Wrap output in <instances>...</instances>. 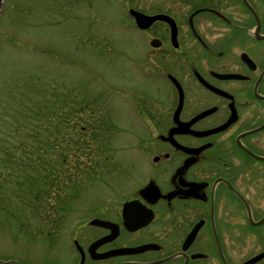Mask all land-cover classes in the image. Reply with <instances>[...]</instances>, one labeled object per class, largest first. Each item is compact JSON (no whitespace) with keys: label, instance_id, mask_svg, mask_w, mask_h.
Wrapping results in <instances>:
<instances>
[{"label":"flooded vegetation","instance_id":"obj_1","mask_svg":"<svg viewBox=\"0 0 264 264\" xmlns=\"http://www.w3.org/2000/svg\"><path fill=\"white\" fill-rule=\"evenodd\" d=\"M180 2L141 11L170 17L147 29L129 17L148 45L134 68L168 92L142 99L134 183L86 203L66 264H243L264 251V0Z\"/></svg>","mask_w":264,"mask_h":264},{"label":"rangeland","instance_id":"obj_2","mask_svg":"<svg viewBox=\"0 0 264 264\" xmlns=\"http://www.w3.org/2000/svg\"><path fill=\"white\" fill-rule=\"evenodd\" d=\"M166 2L181 3L4 1L0 264H64L72 225L93 214L86 203L134 183L135 145L147 137L138 110L149 109L142 99L163 101L168 88L156 92L134 68L148 45L128 9L149 13ZM239 250L237 260L247 258Z\"/></svg>","mask_w":264,"mask_h":264},{"label":"water","instance_id":"obj_3","mask_svg":"<svg viewBox=\"0 0 264 264\" xmlns=\"http://www.w3.org/2000/svg\"><path fill=\"white\" fill-rule=\"evenodd\" d=\"M2 2L3 0H0V11H1V6H2ZM131 13L134 15L137 25L141 28H146L148 27L155 19L161 18V19H166L167 17L165 15H146L143 14L139 11L133 10L131 9ZM151 44L154 46H158V43H156L155 41H151ZM263 254H260L259 256L255 257L253 260L248 261L247 263H251L257 259H259L260 257H263Z\"/></svg>","mask_w":264,"mask_h":264}]
</instances>
